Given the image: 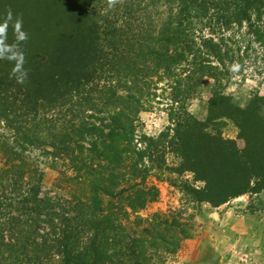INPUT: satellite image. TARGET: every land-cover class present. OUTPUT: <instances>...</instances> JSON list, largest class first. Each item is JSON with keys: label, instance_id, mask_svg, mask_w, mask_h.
Returning <instances> with one entry per match:
<instances>
[{"label": "trees", "instance_id": "16d2710c", "mask_svg": "<svg viewBox=\"0 0 264 264\" xmlns=\"http://www.w3.org/2000/svg\"><path fill=\"white\" fill-rule=\"evenodd\" d=\"M93 1L62 0L64 8L57 18L68 27L66 33L73 22H78L93 41H98L97 34L99 40L103 35L112 40L102 51L89 43L83 69L89 70L92 78L110 81L114 76L110 73L122 75L118 86L123 94L110 87L105 105L118 107V111L103 121V151L81 163L78 156L72 157L74 163L81 164H76L72 180L82 185L84 192L70 200L45 194L43 175L35 179V172L19 169L24 161L17 149L23 148L31 130L19 122L13 109L4 117L16 138L13 145H2L6 167L0 169V264H153L154 258L162 260L165 254L180 249L188 235L176 220L148 225L139 222L132 224L135 228L124 222L130 218L126 209L133 214L154 200L144 176L151 151L141 149L144 140L137 137L135 123L147 100L156 97L162 79L170 81L171 101L178 111L177 119H172V126L160 139H170L183 172H191L197 181L205 183L202 189L186 188L188 194L199 204L220 207L264 190V98L256 95L243 109L224 92L230 66L242 50V37H251L264 47V0H117L111 6L108 0ZM94 4L101 11L92 14L89 8L94 9ZM235 29L246 32L227 35ZM47 60L51 70V60ZM10 62L17 66L16 61ZM28 67L29 63L23 64L24 70ZM32 69V78H37L38 61ZM13 74L11 87L29 98L18 75ZM124 78L129 80L127 84ZM206 79H213L215 86L211 89L208 122L201 123L180 105L196 97ZM223 119L237 124L248 141L246 148L207 132ZM88 127L84 123L81 129L71 125L66 134L61 132L43 146L56 154L73 153V145L84 149L71 135L96 134ZM34 142L41 143L38 139ZM97 148L91 144V153ZM107 199L122 204L119 212L110 210L116 207L111 202L106 205Z\"/></svg>", "mask_w": 264, "mask_h": 264}, {"label": "rangeland", "instance_id": "374dc122", "mask_svg": "<svg viewBox=\"0 0 264 264\" xmlns=\"http://www.w3.org/2000/svg\"><path fill=\"white\" fill-rule=\"evenodd\" d=\"M89 2L92 4L94 1ZM94 6V9L89 8L92 14L101 11L96 4ZM63 8L62 0H0V24L5 22L9 12L12 14L6 43H18L19 49L26 54L23 64L29 63L26 78L21 71L15 73L28 98L11 87V78L15 76L12 72L17 66L8 59H0V169L6 167L2 145H13L12 141L16 138L15 131L10 129V121L6 122L4 118L13 109L17 111L19 122L31 130L25 136L23 148L17 149L24 161V164H19V169L23 173L35 172L38 174L35 179L43 175L42 189L45 194L54 199L70 200L72 196L79 197L84 192V187L72 180L76 164L95 158L97 152L103 151L100 147L101 140H104L101 139V132L106 134L103 129L106 121H103L108 119L109 114L118 111V107L105 106L109 98L108 90L111 87L118 95H122L123 91L118 86L121 74L110 73L109 76L114 75L110 81L100 76L92 78L90 71L83 69L87 65L84 53L89 43H94L102 51L110 47L112 40L104 35L99 40L97 34L98 41H93L84 30L86 28L83 29L84 25L78 22H73L66 33L68 27L57 18V13ZM17 19L22 20L19 31L27 34L26 41H17L14 27ZM90 20L94 21L95 16H90ZM238 32L243 35L246 31L235 29L227 35L236 36ZM240 47L241 53L236 55L230 66V76L224 81V92L232 97L235 105L245 109L256 95L264 98V47L251 37H242ZM47 59L51 60V70L48 69L50 64L46 63ZM37 61L39 74L37 78H32L36 69L32 67ZM100 65L101 62L97 63V66ZM226 65L229 67L230 64L227 62ZM126 81L129 80L123 83L127 84ZM160 82L156 97L147 100L135 123L137 137L144 140L141 149L151 151L150 159L145 162L148 174L144 176L147 177L146 187L153 189L154 200L144 210L133 214L126 209L130 218H125L124 222L133 227L139 222L148 225L176 220L180 228L187 231L188 236L182 239L175 254H165L162 260L154 258L153 264H264V190L259 194L242 195L220 207L199 204L188 194L186 188L202 189L205 183L197 181L193 173L183 172L181 159L172 152L168 143L170 139H160V135L172 126V119H177L178 111V106L171 101L170 81L162 79ZM214 86L213 79L204 80L199 94L180 106L198 122H208L209 100ZM83 123L88 128H94L96 133L71 135L84 149L78 150L73 145L74 154L65 152L67 155L64 152L56 154L52 148L43 146L53 142L54 136L61 132L66 134L69 126L81 129ZM207 132L235 141L240 149L248 146V141L232 120H219ZM171 135L174 136L173 133ZM36 139L40 140V145L34 142ZM94 143L98 148L91 153V144ZM75 156L80 163L73 162L72 157ZM110 202L116 209L108 206L109 209L119 212L122 204L107 199L106 205Z\"/></svg>", "mask_w": 264, "mask_h": 264}, {"label": "clouds", "instance_id": "9594fccd", "mask_svg": "<svg viewBox=\"0 0 264 264\" xmlns=\"http://www.w3.org/2000/svg\"><path fill=\"white\" fill-rule=\"evenodd\" d=\"M109 5H114L117 0H108ZM12 19L11 12L8 13V17L3 24H0V59H8L10 61H16L17 67L14 68L13 73L15 74L18 71H23L26 78V70L23 69L24 56L23 52L19 49L18 43L16 45H8L7 40V29L8 22ZM22 26V20L17 19L15 21V29L17 31V41H26L27 34L20 32Z\"/></svg>", "mask_w": 264, "mask_h": 264}]
</instances>
